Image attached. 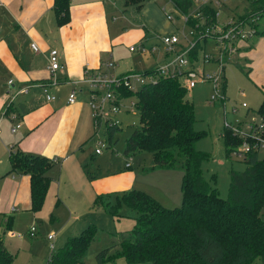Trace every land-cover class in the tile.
Returning a JSON list of instances; mask_svg holds the SVG:
<instances>
[{
    "label": "trees",
    "instance_id": "16d2710c",
    "mask_svg": "<svg viewBox=\"0 0 264 264\" xmlns=\"http://www.w3.org/2000/svg\"><path fill=\"white\" fill-rule=\"evenodd\" d=\"M143 1L124 0V4L140 7ZM171 2L186 12L193 0ZM69 4V0H54L59 24L70 19ZM244 7L243 20H264V0H246ZM203 9L211 15L208 23L213 22L215 9L209 5ZM258 23L255 31L264 36V22L262 26ZM199 46L194 47L192 56ZM152 71L154 68L143 70ZM132 94L139 125L125 139L123 152L129 156L137 150L150 152L151 162L145 172L156 168L181 170V203L165 206L149 192L133 186L97 193L94 205L116 218L130 216L134 224L120 234L118 242L113 240L96 252V263L105 264L107 259L123 256L125 264H248L256 257L264 264V218L260 215L264 205V151L250 150L243 158L244 169H230L228 195L222 197L215 185L216 175H212L213 183L204 175L202 162L207 152L196 147L204 131L195 128V106L187 98L186 89L176 78L162 76L144 81ZM256 112L264 124V92ZM119 128L120 124L108 125V138ZM225 137L226 155H230L232 142L228 130ZM241 138L236 135L235 144H241ZM8 159L10 168L5 174H29V210L36 212L51 182L47 171L59 158L17 147L10 150ZM5 221V226L11 228L13 216H6ZM96 232V226L88 224L79 234L68 236L61 247L49 254L45 264H89L86 256ZM117 244L116 252L110 253ZM12 259L0 234V264H11Z\"/></svg>",
    "mask_w": 264,
    "mask_h": 264
},
{
    "label": "rangeland",
    "instance_id": "374dc122",
    "mask_svg": "<svg viewBox=\"0 0 264 264\" xmlns=\"http://www.w3.org/2000/svg\"><path fill=\"white\" fill-rule=\"evenodd\" d=\"M109 3L111 33L117 39L113 50L105 61L109 63L106 68L113 73H142L146 68H154L161 59V56L157 54L130 51L129 45L132 43L141 40L156 42L158 35L162 33H176L180 36L181 42L185 43L182 36V33L187 30L185 22L180 17L173 19L166 17L168 10H176L171 0H144L140 7L134 4L125 5L124 0H109ZM245 4L246 0H224V3L215 9L217 12L215 21L221 24L233 16L239 22H244L241 15L244 13ZM257 22L262 26L264 20L260 19ZM141 32L144 37L134 42L132 37L136 35L135 33ZM258 37L259 35L255 32L250 38L245 39V44L237 42L232 59L224 67L226 82L223 101L220 97L214 101L210 100V95L214 91L211 82H198L186 94L195 106V128L204 131V134L196 141V147L207 152V158L202 162L204 175L211 183H213L212 175H216L215 185L222 197L228 195L230 169L242 170L246 166V162L241 157L231 153L237 145H241L240 143L235 144L236 135L242 137L240 139L242 142L251 140L252 136L264 137V131L259 132V130L253 129L252 132L250 128H247L252 118H255L252 123L258 124L259 116L256 109L263 98V90L258 88L259 86L253 81L250 73H246V69H248L246 61L239 57L240 50L244 49V45H251L253 40ZM203 49L214 53L217 50L215 41L211 37L206 38L198 57ZM196 66L200 67L201 65L197 62ZM204 68L207 71L219 70V66L214 60L205 62ZM131 82L134 87L139 85L134 77L131 78ZM119 89L127 97L123 100L124 106L115 114L112 113V118L120 121V128L109 140L106 131L107 123L103 115L97 132L110 145L105 147L101 153L95 152L93 112L89 106L91 122H89L88 130L91 129V135L80 150L81 157L84 160L88 159V164H90L91 158L96 162L97 159L104 156L107 158L109 166L132 169L137 173L136 188L148 191L165 206L179 205L182 197L181 170L156 168L145 172L144 168L151 162L150 152L137 150L131 156L124 154L125 139L139 125V118L135 106L131 102L135 99L132 91L124 87H119ZM114 91L117 93L118 89L114 88ZM40 93L45 97L42 88H40ZM243 102L246 103V106H243ZM246 111H248L247 114ZM226 130H228L232 142L230 155H226ZM126 161L131 162L130 167L126 166ZM58 173H61L59 163H54L48 172L52 181L42 206L36 212L22 204H19L18 207L14 206V208L12 206L14 204H10L9 211L11 212L8 215L13 216L11 228L5 226V218L8 215L2 211L7 209V204L0 206V234L3 235L5 244L12 254L11 264H45L49 254L61 247L68 236L79 234L88 224L95 225L97 232L89 244L86 261L89 264H97L96 252L110 245L113 240L118 242L120 234L132 228L134 224L132 217L126 215L119 218L113 217L101 207L94 205L93 199L89 204L87 201L83 203L80 195L82 194V179L74 176V179L67 183H63V181L59 183ZM3 181L4 178L1 177L0 191ZM5 197L7 196L3 198ZM124 209L123 206L122 210L124 211ZM260 215L264 218V205ZM31 225L37 229L35 235L29 234ZM4 226V232H2ZM50 233L54 234L52 239L48 238ZM118 247L117 244L110 250V253H115ZM125 263L126 260L123 256H118L114 260L107 259L105 262V264ZM248 264H263V262L259 257H256Z\"/></svg>",
    "mask_w": 264,
    "mask_h": 264
},
{
    "label": "crops",
    "instance_id": "0c3cea01",
    "mask_svg": "<svg viewBox=\"0 0 264 264\" xmlns=\"http://www.w3.org/2000/svg\"><path fill=\"white\" fill-rule=\"evenodd\" d=\"M69 1L70 19L59 24L54 0H0V175H4L0 206L7 204L2 210L5 215L11 212L10 204L30 206L29 174H4L10 168L9 152L17 147L58 157V182L67 183L74 176L82 179L83 203L89 204L97 193L136 185L134 170L109 166L104 156L96 162L91 158L90 164L81 157L80 150L91 135L85 71L104 68L117 38L111 33L109 0ZM135 34L134 42L144 37L143 32ZM32 42L38 50H33ZM244 46L239 57L264 92V36ZM53 47L63 68L54 72L58 85L49 89L55 97L47 99L39 84L51 76L47 54ZM9 79L13 81L8 83ZM72 89H76L75 100L69 102Z\"/></svg>",
    "mask_w": 264,
    "mask_h": 264
},
{
    "label": "built area",
    "instance_id": "2783aa9c",
    "mask_svg": "<svg viewBox=\"0 0 264 264\" xmlns=\"http://www.w3.org/2000/svg\"><path fill=\"white\" fill-rule=\"evenodd\" d=\"M224 0H193V3L188 8V11L183 12L176 8V10H168L166 17L173 19L174 17H180L187 25V30L182 33L185 43H182L180 36L176 33H162L158 35L156 42L148 43L145 40L138 41L129 45L130 51H138L140 53H151L161 56V59L157 62L152 72H126L122 74H115L111 70L106 68L105 63L103 69L97 71H85L83 78L89 90L88 104L93 112V124L95 133L93 139L95 140V152L101 153L105 147H109L110 143L104 141L98 134V127L101 122V117L105 116V122L107 123L106 129L110 124H120L118 119L112 118V113L115 114L119 109L124 106L123 100L127 98L124 96L119 87H124L136 91L144 81H150L151 79L160 78L162 76H169L176 78L180 85L188 92L198 82H211L213 86V93L210 95V100L214 101L217 97L223 101L225 76L224 67L225 64L232 59L235 53L236 44L239 41H245L246 38H250L256 31L255 23L258 21L257 17H249L244 22H239L235 17H230L228 20L219 24L215 20L208 23V19H211V15L204 11L203 7L209 5L214 9L219 8ZM215 17L217 12H215ZM244 23V24H243ZM252 25V26H251ZM211 37L215 43L217 50L214 53L210 51L202 50L201 55L198 57V53L205 42V39ZM197 44H200L195 56H192L191 52ZM31 46L33 50H38L36 43L32 42ZM48 68L51 72L50 78L40 83L42 91L47 99H53L54 94L49 92V89L58 85V80L54 76V72L60 68H63L59 60V52L56 48H50L47 54ZM210 60L217 62L219 66L218 71H207L204 68V63ZM197 62L200 63V67H197ZM112 72V73H111ZM136 78L139 82L137 87H134L131 82V78ZM13 80L9 79L8 83ZM114 88L118 89L115 93ZM76 89H72L68 95V101L73 102L75 100ZM135 106L136 99L131 100ZM243 106L246 103L243 102ZM136 108V107H135ZM255 118H252L247 128L263 130V123L258 120V124L252 123ZM19 123L11 127L12 131H15ZM256 137V138H255ZM252 136L251 140H244L241 145L232 150V154L241 157L242 159L250 150L264 151V137ZM110 140V139H109ZM126 166H130L131 162L126 161ZM36 227L31 225L29 233L35 235ZM54 234H48V238L52 239Z\"/></svg>",
    "mask_w": 264,
    "mask_h": 264
}]
</instances>
